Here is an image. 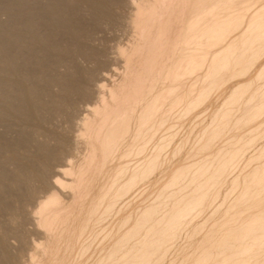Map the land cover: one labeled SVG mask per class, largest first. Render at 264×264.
<instances>
[{"label":"rangeland","instance_id":"1","mask_svg":"<svg viewBox=\"0 0 264 264\" xmlns=\"http://www.w3.org/2000/svg\"><path fill=\"white\" fill-rule=\"evenodd\" d=\"M128 1L0 0V264H264V0ZM181 47L201 63L156 104Z\"/></svg>","mask_w":264,"mask_h":264},{"label":"bare ground","instance_id":"2","mask_svg":"<svg viewBox=\"0 0 264 264\" xmlns=\"http://www.w3.org/2000/svg\"><path fill=\"white\" fill-rule=\"evenodd\" d=\"M158 1V0H157ZM157 1H156V3H157ZM161 1V0H160ZM159 1V2H160ZM164 1V0H163ZM166 1V0H165ZM201 1V0H200ZM200 1L199 0H193V2H192V4L195 6V7H197V10H198V8L199 7H201L202 6V4L200 3ZM221 1V0H220ZM226 1V0H225ZM224 0H223V2H225ZM129 2V5H130V8L132 7L133 8V6H134V2L132 1V0H130V1H128ZM158 2V4L160 5V3ZM168 3H169V1H167ZM167 2H165V4L167 3ZM203 2V1H202ZM213 2V1H212ZM227 2H230L229 0L227 1ZM170 3H172L171 2V0H170ZM210 3L211 2H207V3H205V4H203V6H204V8H206L207 6H209L210 5ZM217 3V2H216ZM222 3V2H221ZM221 3H220V6H223V5H221ZM225 4V3H224ZM228 4V3H227ZM137 5V4H136ZM163 6H164V4H162ZM162 5H160V7L162 6ZM216 5H218V4H216ZM215 5V6H216ZM152 6V5H151ZM156 6H157V4H156ZM169 6H171L170 4H169ZM168 6V7H169ZM214 6V7H215ZM166 7V6H165ZM173 7V6H172ZM253 7V6H252ZM158 9V8H157ZM160 9V8H159ZM165 9V8H164ZM254 9V8H253ZM162 10H163V7H162ZM200 10V9H199ZM215 10H217L218 11V9H215ZM214 10V11H215ZM159 12H160V10H158ZM226 11V10H225ZM145 12V11H144ZM158 12V13H159ZM169 12V11H168ZM207 12V11H206ZM222 12H224V10L222 11ZM155 11H154V15H155ZM157 13V14H158ZM198 13V12H197ZM197 13H196V15H197ZM202 13V12H201ZM201 13H199V15L201 14ZM214 13H217V12H214ZM219 13V12H218ZM226 13V12H225ZM258 14H260L259 12H257ZM155 15V16H158V15ZM152 15V14H151ZM153 15V16H154ZM203 14H201V16H202ZM207 15V14H206ZM160 16V15H159ZM201 16H200V18H201ZM204 16V15H203ZM210 16V15H209ZM150 17V16H149ZM164 17V16H163ZM180 17V16H179ZM195 17V16H194ZM205 17H207V16H205ZM213 17V16H212ZM143 18V17H142ZM148 18V17H147ZM193 18V17H192ZM192 18H190V19H192ZM195 18H198V17H195ZM195 18H193L192 20H193V22H194V19ZM179 19V18H178ZM199 19V18H198ZM234 17H229L227 20H225V22H223L222 24H220V26H218V24H217V22L215 21V22H213V23H211L208 27H206L205 29H203L202 28V30L201 29H199V28H196V27H194L195 28V30H194V34L193 35H195V36H198L199 37V35H202V34H205V35H207L208 37H210V38H218L220 35H221V33L223 32V30H225V27L228 25V24H230L231 22H233L234 21ZM192 20H190V22L192 21ZM196 20V19H195ZM200 20L201 19H199L198 20V22H199V24H200ZM203 20V19H202ZM204 20H205V18H204ZM214 20V19H213ZM206 25V24H205ZM204 25V26H205ZM191 27V26H190ZM190 29V28H189ZM183 30V29H182ZM191 31L193 30V29H190ZM226 30H228V29H226ZM146 31V30H145ZM149 31V30H148ZM152 31V30H151ZM225 32V31H224ZM191 34L192 32H188L187 33V30H185V32L184 31H182V32H180V41L181 42H183V44L187 41V40H189V36L190 35H188V34ZM146 34V33H145ZM158 34V33H157ZM224 34V33H223ZM233 35V34H232ZM152 36V35H151ZM204 37V36H203ZM222 37V36H221ZM220 37V38H221ZM151 38V37H150ZM191 38H192V36H191ZM200 38V37H199ZM210 38H209V40H210ZM223 38V37H222ZM208 39V38H207ZM213 39V40H214ZM201 40H202V38H201ZM205 40H206V36H205ZM204 40V41H205ZM212 40V39H211ZM195 42L197 41L196 39L194 40ZM194 41H192L193 43H194ZM199 41H200V39H199ZM207 41V40H206ZM222 41V40H221ZM226 41V40H225ZM173 42V41H172ZM188 43V41L186 42V44ZM197 43V42H196ZM202 43V42H201ZM209 43V42H208ZM217 43H219V42H217ZM227 43V42H226ZM153 44V43H152ZM175 44V43H174ZM198 44V43H197ZM210 44H212V42L210 41ZM225 44V43H224ZM191 44L189 43V46H190ZM194 45V44H193ZM199 45V44H198ZM207 45V44H206ZM213 45V44H212ZM212 45H210V46H212ZM216 45V44H215ZM254 45V44H253ZM185 46V45H184ZM189 46H187V49H188V47ZM204 45H202V47H203ZM143 47V46H142ZM197 47H199V46H197ZM207 47H209L208 45H207ZM213 47V46H212ZM215 47V46H214ZM251 47V46H250ZM249 47V48H250ZM182 48V47H181ZM201 48V47H200ZM176 49V48H175ZM174 49V50H175ZM199 49V48H198ZM211 49V48H210ZM161 50V49H160ZM173 50V49H172ZM189 50V49H188ZM207 50V49H206ZM209 50V49H208ZM205 51V50H204ZM173 52V51H172ZM173 53H175V51L173 52ZM213 53V52H212ZM216 53V52H215ZM257 53V52H256ZM206 54H207V52H206ZM214 54V53H213ZM171 55H172V53H171ZM209 55H210V53H209ZM209 55H207V56H209ZM231 55V54H230ZM230 55H228V56H230ZM176 56V55H175ZM220 56V55H219ZM218 55H216V57H219ZM226 56H227V54H226ZM226 56H223L221 59H220V64L221 65H225V64H228L227 63V57ZM232 56V55H231ZM212 57V56H211ZM173 58H175L174 56H173ZM201 59H202V55H197V54H188V53H185V49H184V47L182 48V50H180V52H179V54H178V57H177V59H176V61L172 64V63H170V65H169V67H168V69L165 71V73H166V75H165V78L163 79V81H162V86H161V88H159V91L158 92H156V95H155V97L152 99V101H154V103H158L159 101H161V100H163L165 97H166V95L168 94V93H170V92H173L174 90H175V88L176 87H180L181 86V84H182V82H181V79L185 76V74L188 72V71H192L193 69H195V68H197L199 65H200V63H201ZM217 59V58H216ZM207 60V59H206ZM215 60V59H214ZM164 61V60H163ZM173 61V60H172ZM111 62V61H110ZM211 62H212V60H211ZM208 63H210V60H209V62ZM237 64V63H236ZM235 64V65H236ZM247 64V63H246ZM219 65V64H218ZM212 66H214V65H212ZM226 66V65H225ZM164 68H165V66H163ZM202 67V66H201ZM204 67V66H203ZM213 68V67H212ZM214 68H215V66H214ZM218 68H219V66H218ZM262 69V68H261ZM219 70H220V68H219ZM163 71V70H162ZM213 71H214V69H213ZM222 71V70H221ZM262 72V71H261ZM222 73V72H221ZM198 74V73H197ZM238 74H240V73H238ZM245 74V73H244ZM102 75V74H101ZM209 75H211L210 73H209ZM161 76V75H160ZM215 76V75H214ZM219 76H220V74H219ZM234 76V75H233ZM101 77H104V75L103 76H101ZM105 78V77H104ZM215 78V77H214ZM217 78V77H216ZM220 78V77H219ZM224 78V77H223ZM101 79V78H100ZM196 79V78H195ZM204 79V78H203ZM209 79V78H208ZM207 79V80H208ZM221 79V78H220ZM187 80V79H186ZM185 80V81H186ZM189 80V79H188ZM206 80V79H205ZM210 80V79H209ZM255 80V79H254ZM103 81V83L102 84H104V82H106L107 80L106 79H103L102 80ZM184 81V82H185ZM190 81V80H189ZM202 81V80H201ZM212 82H214V81H212ZM100 83V82H99ZM99 83H97V84H99ZM209 83V82H208ZM211 83V82H210ZM101 84V83H100ZM187 84V83H186ZM195 84V83H194ZM207 85V84H206ZM250 85V84H249ZM96 86V85H95ZM102 86V85H101ZM101 86L100 85H97L96 87H95V100L96 101H99V98H100V90H101ZM215 86V85H214ZM244 86V85H243ZM184 87V86H183ZM238 88V87H237ZM157 89V88H156ZM182 90V89H181ZM186 91V90H185ZM185 91H181L182 93H180L179 94V96H177V98L173 101L174 103L175 102H180V101H182V100H185ZM243 91V90H242ZM212 92V91H211ZM205 93V92H204ZM255 94V93H254ZM152 95V94H151ZM239 96V95H238ZM198 97V96H197ZM197 97H194L195 98V100H196V98ZM150 98V97H149ZM236 98V97H235ZM241 98V97H240ZM239 98V99H240ZM253 98V97H252ZM127 99V98H126ZM193 99V98H192ZM198 99V98H197ZM262 100V99H261ZM126 101V100H125ZM150 101H151V99H150ZM249 101V100H248ZM254 101V100H253ZM252 101V102H253ZM149 102V101H148ZM191 102V101H190ZM193 104V103H192ZM235 104V103H234ZM171 105H173V103L171 104ZM107 106V105H106ZM193 106V105H192ZM229 106V105H228ZM234 106V105H233ZM102 107H104L105 108V104H103V106ZM153 107H155L154 106V104H150L149 106H147V108H148V111H151L152 110V108ZM188 107V106H187ZM249 107V106H248ZM147 108H145V109H147ZM190 108H191V106H190ZM112 109V108H111ZM141 109V108H140ZM96 110V109H95ZM105 110V109H104ZM109 110V109H108ZM88 111H89V109H88ZM87 111V112H88ZM142 111V110H141ZM185 111V110H184ZM146 112V111H145ZM179 112V111H178ZM189 112H190V110H189ZM255 112V111H254ZM81 113V112H80ZM86 113V112H85ZM98 113H100V112H98ZM142 113V112H141ZM261 113V112H260ZM127 113L125 112V111H123V108H120V107H116V108H114V109H112V111H105V113H103V119H101V121L103 122V120H104V123L105 122H112V121H116V120H119V118H121V117H123L124 115H126ZM140 114V113H139ZM164 114H166V113H164ZM245 114V113H244ZM98 115V114H97ZM142 115H143V113H142ZM223 115V114H222ZM127 116H128V114H127ZM145 116V115H144ZM219 116V115H218ZM225 116V115H224ZM85 117V116H84ZM186 117V116H185ZM221 117V116H220ZM227 117V116H226ZM138 118V117H137ZM143 118H145V117H143ZM142 118V119H143ZM167 118V117H166ZM180 118V117H179ZM253 118V117H252ZM82 119H84L85 120V118H82ZM141 119V118H140ZM133 120V119H132ZM170 120V119H169ZM168 120V121H169ZM182 120V119H181ZM146 121H147V119H146ZM176 121H177V119H176ZM212 121V120H211ZM143 122H144V120H143ZM116 123V122H115ZM162 123V122H161ZM79 124V123H78ZM165 125V124H164ZM80 126V125H79ZM111 127V126H110ZM127 127V126H126ZM114 128V127H113ZM130 129V128H129ZM207 129V128H206ZM109 130H111V129H109ZM114 130V129H113ZM168 130H172V127H171V129L168 127ZM152 132H153V127H151V128H149L147 131H146V135H144V136H146V137H148V136H150L151 134H152ZM109 134V133H108ZM118 135V134H117ZM201 135V134H200ZM97 136V135H96ZM143 136V137H144ZM198 137V136H197ZM150 138V137H149ZM201 138V137H200ZM204 138V137H203ZM139 140V139H138ZM140 140H141V138H140ZM150 140V139H149ZM235 140V139H234ZM143 141V140H142ZM208 141V140H207ZM130 142V141H129ZM148 142V141H147ZM110 147V146H109ZM136 148H138V145H136L135 146ZM202 147V146H201ZM204 147V146H203ZM135 148V149H136ZM115 150V149H114ZM138 150H141V148H140V145H139V148H138ZM153 153V152H152ZM233 153V152H232ZM133 154V153H132ZM209 156V155H208ZM153 157V156H152ZM193 157V156H192ZM151 158V157H150ZM205 158V157H204ZM131 159V158H130ZM133 161V160H132ZM131 162V161H130ZM202 162V161H201ZM204 163H205V161H204ZM157 164V163H156ZM196 164V163H195ZM202 165V164H201ZM205 165V164H204ZM64 167L65 166H67V164H64L63 165ZM124 166V165H123ZM206 166V165H205ZM64 167H62V168H58V169H56V170H54L53 172H52V176H54V177H56V176H58V175H60L61 173H63L66 169H64ZM193 167V166H192ZM183 168V167H182ZM188 168V167H187ZM200 168V167H199ZM198 170V169H197ZM200 170V169H199ZM187 172V171H186ZM139 173V171H136L135 173H133L131 176H130V178H129V183H128V185L130 184H132L135 180H136V178H137V175H140V174H138ZM183 173V172H182ZM66 174V173H65ZM64 174V175H65ZM184 174V173H183ZM215 174V173H214ZM106 175V174H105ZM142 176V175H141ZM173 176H176V175H173ZM193 177V176H192ZM191 178V177H190ZM192 180V179H191ZM137 181H138V178H137ZM52 186L50 187V190L52 191V192H49L48 194H46V197H44V198H42V199H40V200H38V201H36V205H34L35 206V208H36V210H37V212H39L41 209H43V208H45L47 205H49L55 198H56V188L58 187V185H60V182H59V180L58 179H55L54 181H52ZM127 185V186H128ZM99 186V185H98ZM56 187V188H55ZM129 187H131V186H129ZM134 187V186H133ZM135 188V187H134ZM100 190V189H99ZM131 191V190H130ZM129 191V192H130ZM203 196V195H202ZM59 198V197H58ZM199 199V198H198ZM94 200V199H93ZM192 200V199H191ZM195 200V199H194ZM91 201H92V199H91ZM90 201V202H91ZM110 201V200H109ZM89 202V203H90ZM194 202V201H193ZM196 202V201H195ZM189 203V202H188ZM52 205V204H51ZM107 205V204H106ZM105 205V206H106ZM108 206H109V204H108ZM34 208V209H35ZM102 208H105V207H102ZM30 209V208H29ZM45 210V209H44ZM43 212V211H42ZM32 213H33V211H32ZM144 213H146V212H144ZM179 213H181V212H179ZM262 213H264V212H261V215H263ZM34 214H36V213H34ZM260 214V213H259ZM29 216H30V221H32V223H34V225H36V224H38L37 223V218H35L33 215H31V214H28ZM179 215V214H178ZM256 216V215H255ZM260 216V215H259ZM140 217V216H139ZM248 217V216H247ZM250 217V216H249ZM264 217V216H263ZM41 219V218H40ZM253 219V218H252ZM249 221V220H248ZM259 221V220H258ZM262 221V220H261ZM147 222V221H146ZM250 222V221H249ZM103 223V222H102ZM248 223V222H247ZM252 223V222H251ZM84 224V223H83ZM253 224H254V222H253ZM259 224V223H258ZM99 225V224H98ZM242 224H240V226H241ZM260 225H262V224H260ZM100 226V225H99ZM134 226V225H133ZM251 226V225H250ZM34 227V226H33ZM155 227V226H154ZM246 227V226H245ZM244 227V228H245ZM263 227V226H262ZM76 228H78V227H76ZM80 228V227H79ZM247 228H248V226H247ZM37 229V228H36ZM132 229V228H131ZM256 229V228H255ZM261 229V228H260ZM130 230V229H129ZM233 230V229H232ZM248 229H245V231L243 232L244 234H245V232L247 231ZM37 231V230H36ZM153 231V230H152ZM231 231V230H230ZM260 231V230H259ZM262 231H263V229H262ZM147 232H148V230H147ZM151 232V231H150ZM156 232V231H155ZM261 232V231H260ZM95 233V232H94ZM96 233H98V232H96ZM154 233V232H153ZM164 233V232H163ZM239 234L241 233V232H238ZM247 233V232H246ZM251 233V232H250ZM39 234V233H38ZM132 234V233H131ZM162 234V233H161ZM231 236H235V235H237V234H235V232H234V234H233V232H230L229 233ZM258 234V233H257ZM90 235V234H89ZM100 235V234H99ZM106 235V234H105ZM263 235V234H262ZM43 236V235H42ZM75 236V235H74ZM78 236H80V235H78ZM159 236V235H158ZM250 236V235H249ZM264 236V235H263ZM91 237V236H90ZM229 236H227V238H228ZM248 237V236H247ZM255 237H256V235H255ZM262 237V236H261ZM78 238H80V237H78ZM125 238V237H124ZM242 238V237H241ZM258 238V237H257ZM91 239H93V238H91ZM95 239H97V238H95ZM154 239V238H153ZM226 239V238H225ZM224 239V240H225ZM230 239V238H229ZM242 240V239H241ZM95 241V240H94ZM126 241V240H125ZM148 241V240H147ZM154 241V240H153ZM227 241V240H226ZM250 241V240H249ZM32 242H34V241H31V243ZM117 242H119V241H117ZM123 242V241H122ZM235 242V241H234ZM76 243H78V242H76ZM146 243V242H145ZM242 243V242H241ZM245 244V243H244ZM88 245V244H87ZM86 245V246H87ZM151 245V244H150ZM234 245V244H233ZM117 246V245H116ZM241 248V247H240ZM31 249V248H30ZM250 249V248H249ZM33 250V249H32ZM94 251V250H93ZM231 251V250H230ZM206 252H207V250H206ZM226 252V251H225ZM249 253V252H248ZM253 253V252H252ZM202 254V253H201ZM229 254V253H228ZM250 254V253H249ZM27 255V254H26ZM246 255H248V254H246ZM240 257V256H239ZM246 257V256H245ZM211 258V257H210ZM209 258V259H210ZM220 258H221V255H220ZM242 259V258H241ZM207 260V259H206ZM205 260V261H206ZM226 260V259H225ZM224 260V261H225ZM228 260V259H227ZM221 261V260H220ZM260 261V260H259ZM202 262V261H201ZM232 262H234V261H232ZM200 263V262H199ZM221 263V262H220ZM196 264V263H195ZM258 264V263H257Z\"/></svg>","mask_w":264,"mask_h":264}]
</instances>
